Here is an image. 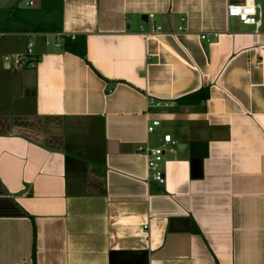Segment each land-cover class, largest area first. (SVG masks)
I'll return each mask as SVG.
<instances>
[{"label": "crops", "instance_id": "1", "mask_svg": "<svg viewBox=\"0 0 264 264\" xmlns=\"http://www.w3.org/2000/svg\"><path fill=\"white\" fill-rule=\"evenodd\" d=\"M241 1L0 0V264H264V0L257 31ZM166 134L159 184L138 148Z\"/></svg>", "mask_w": 264, "mask_h": 264}, {"label": "built area", "instance_id": "2", "mask_svg": "<svg viewBox=\"0 0 264 264\" xmlns=\"http://www.w3.org/2000/svg\"><path fill=\"white\" fill-rule=\"evenodd\" d=\"M24 6L26 9H34L40 5L48 2H63L64 0H23ZM226 16L230 19H235L238 23L243 26L254 27L257 31L261 26V5L256 0H242L239 3H232L227 6ZM157 31H160V27L156 28ZM180 32L184 31L183 27L179 28ZM75 36L71 35L70 39L74 40ZM205 37L202 36L201 40H204ZM60 44H57L56 47H60ZM34 45L32 42L27 44V51L25 57H21L19 60V68L29 67L34 68L37 65V60L34 52ZM166 104L154 103V101L149 100L147 102V108H160L167 107ZM160 126V120L153 119L150 121L149 125L146 127L147 134H151L155 131L156 128ZM175 142L172 141L169 134L164 135L163 144L154 148H138V151L143 154L146 159L147 170L149 173L150 179L156 181L159 184L164 183L163 172L159 169V165L162 162L163 154L167 146H174Z\"/></svg>", "mask_w": 264, "mask_h": 264}, {"label": "trees", "instance_id": "3", "mask_svg": "<svg viewBox=\"0 0 264 264\" xmlns=\"http://www.w3.org/2000/svg\"><path fill=\"white\" fill-rule=\"evenodd\" d=\"M50 3H56V2H48L44 3L43 5L50 4ZM48 15H50L51 20L46 23L45 27H40L39 23H32L30 24L27 22L26 24L29 27H32L33 31L37 32H46L50 33L55 30L56 27H58V23H61V16L62 12L58 15V13H54V10L46 9ZM62 50L65 52H69L72 54H75L79 56L81 59L85 60V36H77L74 38V40H71L69 38H64L63 44H62ZM208 89L203 88L197 91L196 93L186 96L183 99H181L179 102L183 105H192V104H200L208 99ZM35 256V245H33V252L32 257L34 259Z\"/></svg>", "mask_w": 264, "mask_h": 264}, {"label": "rangeland", "instance_id": "4", "mask_svg": "<svg viewBox=\"0 0 264 264\" xmlns=\"http://www.w3.org/2000/svg\"><path fill=\"white\" fill-rule=\"evenodd\" d=\"M21 7H24V8H25V6H24V1H23V0H22V2H21ZM39 26H40V27H45L46 25L43 24V23H41Z\"/></svg>", "mask_w": 264, "mask_h": 264}, {"label": "water", "instance_id": "5", "mask_svg": "<svg viewBox=\"0 0 264 264\" xmlns=\"http://www.w3.org/2000/svg\"><path fill=\"white\" fill-rule=\"evenodd\" d=\"M144 20H146V19L144 18Z\"/></svg>", "mask_w": 264, "mask_h": 264}]
</instances>
